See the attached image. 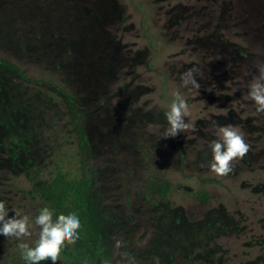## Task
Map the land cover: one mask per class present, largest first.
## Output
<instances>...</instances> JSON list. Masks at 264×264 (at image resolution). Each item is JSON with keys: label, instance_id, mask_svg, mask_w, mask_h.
<instances>
[{"label": "rangeland", "instance_id": "obj_1", "mask_svg": "<svg viewBox=\"0 0 264 264\" xmlns=\"http://www.w3.org/2000/svg\"><path fill=\"white\" fill-rule=\"evenodd\" d=\"M259 61L264 0H0V200L34 217L29 193L63 167L89 177L113 264H264ZM190 68L199 89L179 83ZM177 92L189 128L160 137ZM229 124L250 149L220 176L212 126ZM166 181V199L147 189ZM37 232L0 236V264Z\"/></svg>", "mask_w": 264, "mask_h": 264}, {"label": "clouds", "instance_id": "obj_2", "mask_svg": "<svg viewBox=\"0 0 264 264\" xmlns=\"http://www.w3.org/2000/svg\"><path fill=\"white\" fill-rule=\"evenodd\" d=\"M258 76L247 85V96L256 108V113L264 112V61L256 64ZM180 85L199 89L200 84L194 75L193 69H187L179 74ZM188 105L182 95L177 92L172 100L165 117L168 126L160 137H175L183 130L189 128L185 120ZM213 132L218 137L210 142L211 160L208 167L217 175L226 176L233 171V162L242 159L249 151L250 145L245 139L243 130L234 125H213ZM33 224L38 226L34 243L21 240L18 244L20 256L26 264H55L58 255L63 251L64 243L74 244L79 239L78 229L81 221L76 213L55 215L47 206L38 209L34 217L28 214L15 213L9 215V208L4 200H0V236L4 237H31ZM153 264H161L159 256L152 257ZM133 264V258H129Z\"/></svg>", "mask_w": 264, "mask_h": 264}, {"label": "trees", "instance_id": "obj_3", "mask_svg": "<svg viewBox=\"0 0 264 264\" xmlns=\"http://www.w3.org/2000/svg\"><path fill=\"white\" fill-rule=\"evenodd\" d=\"M47 79H49L45 81L47 85L64 89L59 81L50 77ZM65 93L68 94L67 91ZM40 181L41 183L29 193L36 203V214L39 208L47 206L53 216L76 213L81 221V227L78 229L79 239L74 244L64 243L63 251L58 255L55 264H113V249L104 236L105 225L100 219L98 199L89 177L56 166L51 168L46 178H41ZM207 181L208 178L199 179L201 188L191 193L192 197L201 204L209 202V195L205 189ZM147 189L155 193L157 199H166L172 192L171 183L168 181L149 185ZM7 264H26V262L18 252L8 258ZM42 264H47V260Z\"/></svg>", "mask_w": 264, "mask_h": 264}]
</instances>
